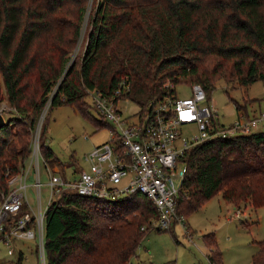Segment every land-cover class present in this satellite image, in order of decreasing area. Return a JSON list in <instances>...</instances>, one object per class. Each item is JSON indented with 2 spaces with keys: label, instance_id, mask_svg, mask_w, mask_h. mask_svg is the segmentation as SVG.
Returning a JSON list of instances; mask_svg holds the SVG:
<instances>
[{
  "label": "trees",
  "instance_id": "obj_1",
  "mask_svg": "<svg viewBox=\"0 0 264 264\" xmlns=\"http://www.w3.org/2000/svg\"><path fill=\"white\" fill-rule=\"evenodd\" d=\"M88 2L82 52L68 62ZM220 79L241 86L264 80V0H0V101L5 94L13 114L0 127V198L7 179L27 165L47 101L48 109L69 104L90 117L88 90L111 96L119 88L142 112L167 80L199 83L208 99ZM241 106L235 103V118L250 117ZM38 145L49 166L59 163L43 139ZM182 159L177 213L185 217L217 192L234 206H264L263 130L209 137ZM155 216L140 192L52 194L43 212L44 264H128ZM203 240L209 264H221L213 233ZM252 264H264V240Z\"/></svg>",
  "mask_w": 264,
  "mask_h": 264
},
{
  "label": "built area",
  "instance_id": "obj_2",
  "mask_svg": "<svg viewBox=\"0 0 264 264\" xmlns=\"http://www.w3.org/2000/svg\"><path fill=\"white\" fill-rule=\"evenodd\" d=\"M163 87L164 94L149 101L144 111L138 112L137 109L132 118L123 116L116 106L122 94L119 88L111 96L88 90L94 109L112 124L108 125L107 139L84 156L87 169L79 168L75 174L49 166L42 158L37 139H34L26 167L7 179L10 189L1 193L0 240L10 245L14 238L37 237L39 259L44 264L43 212L52 194L67 189L104 198L140 192L156 208L150 227L166 229L175 224L184 227V215L176 212V198L186 172L182 159L185 151L212 136L225 137L250 131L264 120V112L220 123L218 109L207 99L201 84L191 83L186 94H180L176 83L170 80L165 81ZM190 125L194 130L184 135V127ZM40 160L47 176L45 205L40 201ZM30 172L32 180L28 183ZM29 185L35 189L37 208L31 206L28 198ZM23 203L27 208L18 214ZM234 215L237 216L238 212ZM12 218V222L6 224ZM11 252L9 247L8 253Z\"/></svg>",
  "mask_w": 264,
  "mask_h": 264
},
{
  "label": "rangeland",
  "instance_id": "obj_3",
  "mask_svg": "<svg viewBox=\"0 0 264 264\" xmlns=\"http://www.w3.org/2000/svg\"><path fill=\"white\" fill-rule=\"evenodd\" d=\"M89 2L83 16L80 36L68 62L73 60L77 53L82 52L84 32L91 8ZM184 84L176 83V89L180 94L187 92L188 87ZM85 99L88 102L87 108L89 106L88 113L91 118L69 104L48 109L49 101H47L33 131L32 141L43 139L57 156L59 163L54 164L52 168L67 174L70 172L75 174L79 168L87 169L88 163L84 156L95 145L107 139L108 125L112 124L108 120L101 119L89 95ZM208 100L218 109L220 123L234 120L238 113L235 103L244 104L239 112L246 111L252 117L259 111L264 112V80L241 86L230 85L220 79L216 81ZM116 106L127 118H132L138 109L137 104L126 97H120ZM0 111L5 120L13 115L5 94L0 101ZM43 118L45 132L42 137ZM95 119H101L102 124L97 125ZM193 130V125L186 126L183 134L189 135ZM259 130L264 131V121L251 129L252 132ZM45 170L40 160L42 205L46 204L48 198ZM32 171L34 172V168ZM31 180L32 172L27 182L30 183ZM27 192L31 206L37 208L35 189L29 185ZM236 211L237 216L234 215ZM184 219V227L175 224L157 230L149 225L150 228L144 233L135 255L129 258L128 264H209L206 257L208 248L203 240V236L209 233H213L216 246L221 252V264H252L253 256L258 252V241L264 240V206L253 207L248 203L234 206L225 201L220 192L207 199L198 210L185 214ZM35 246L36 242L33 238H14L10 245L0 240V264H39ZM9 247L12 249L11 253H8Z\"/></svg>",
  "mask_w": 264,
  "mask_h": 264
},
{
  "label": "water",
  "instance_id": "obj_4",
  "mask_svg": "<svg viewBox=\"0 0 264 264\" xmlns=\"http://www.w3.org/2000/svg\"><path fill=\"white\" fill-rule=\"evenodd\" d=\"M5 122H6V120H5V118L3 117L2 112L0 111V127H1L3 124H5Z\"/></svg>",
  "mask_w": 264,
  "mask_h": 264
},
{
  "label": "crops",
  "instance_id": "obj_5",
  "mask_svg": "<svg viewBox=\"0 0 264 264\" xmlns=\"http://www.w3.org/2000/svg\"><path fill=\"white\" fill-rule=\"evenodd\" d=\"M241 115V114H240Z\"/></svg>",
  "mask_w": 264,
  "mask_h": 264
}]
</instances>
